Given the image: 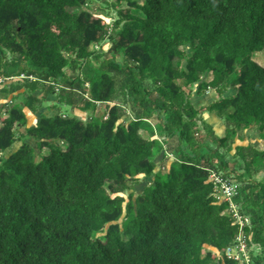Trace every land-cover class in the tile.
<instances>
[{"label":"trees","instance_id":"16d2710c","mask_svg":"<svg viewBox=\"0 0 264 264\" xmlns=\"http://www.w3.org/2000/svg\"><path fill=\"white\" fill-rule=\"evenodd\" d=\"M87 2L0 0V76L25 75L1 89L0 264H245L239 239L264 264V147L235 143L264 138V0H115L111 24ZM46 93L58 111L28 124ZM98 102L100 119L60 111Z\"/></svg>","mask_w":264,"mask_h":264},{"label":"rangeland","instance_id":"374dc122","mask_svg":"<svg viewBox=\"0 0 264 264\" xmlns=\"http://www.w3.org/2000/svg\"><path fill=\"white\" fill-rule=\"evenodd\" d=\"M111 1H115V0H88V2L85 4V7L92 10L95 13H98V15L104 17V19L111 24L113 18L116 16V11L110 5ZM137 1L141 2L142 0H137ZM121 6H126V2L123 1L121 3ZM101 45L104 48V50H107L109 48L110 42L108 40V37H106L101 42L100 45L99 44L91 45V49H96ZM8 57L12 61V59L14 58V54L8 53ZM253 58L256 61H258L260 64H264V51H260V52L256 53L253 56ZM181 64H184V61H181ZM66 72L68 74H70L72 72V70L67 69ZM20 77H22V76H17V75L12 76L9 79H4V81L0 84V105L4 101H8L10 104L14 102V100L10 101V98H11L10 94L6 95L5 91H3L1 89L5 84H8L13 80L19 79ZM210 78H211L210 73H207L204 75V79L208 80ZM234 92H235V87H231L230 89L225 91L224 94L231 95ZM35 93L41 95L42 90H36ZM44 97H45V100L43 101V107L40 108L38 111L32 112V111L26 110L28 124L30 122L36 121L39 118L40 114H42V113L47 114V115H52L58 111L57 108H50L49 107V105H51L54 101H56L55 95L52 93H46L44 95ZM216 97H217L216 91L212 88H207L205 90H202L200 93H197L196 89H193V91L191 93V99H192V102L194 103V105L208 104L211 101H213L214 99H216ZM60 111L63 112V114H74L75 113L76 115L81 116L83 119H87L89 117L100 119L101 117L106 116L107 107L104 103L98 102L94 108H90L86 111H81V110H78V109L73 108L71 106L63 104ZM0 115L1 116L5 115L3 107L0 108ZM200 116L203 120H205L206 122L210 123L213 126V129L217 134L222 135L224 133V128H225L224 118L219 116L215 111H211V112L204 111ZM123 119L125 121H128L130 119V114L126 113L125 115H123L122 120ZM21 130L24 131L23 128H21ZM140 131H141L142 135L147 136V132H145L144 130H140ZM241 133H242L243 138L242 139L235 138V143H240L243 145H247V144L251 143L252 145L259 147V148L264 147V138L260 135V132L258 131V129L254 125H252L248 128H244ZM29 141L31 142V144H33V145L35 144V141H33L32 139H29ZM175 142H176L175 140H171V143H175ZM20 143H21V141H19V140L15 141L14 147L11 149H7L6 152L7 153L12 152L16 148H18ZM47 151H48L47 148H43L41 150L42 153H46ZM162 157H163V153L159 154L155 158V161L157 162V166L155 167V170H157L158 167L160 166L159 162L162 160ZM167 161L169 162V160H167ZM254 175H255V177H258V178L259 177L264 178V170H257L254 173ZM138 176L141 177V181L134 186V192L135 193L142 191L144 185L152 179V176L147 177V176H144L142 174H139ZM232 207H235V204H232ZM246 256H248V259L251 258L248 253H246ZM250 264H251V259H250Z\"/></svg>","mask_w":264,"mask_h":264},{"label":"built area","instance_id":"2783aa9c","mask_svg":"<svg viewBox=\"0 0 264 264\" xmlns=\"http://www.w3.org/2000/svg\"><path fill=\"white\" fill-rule=\"evenodd\" d=\"M18 76H25L23 73H20ZM12 77V76H11ZM6 77L5 76H0V84L4 81ZM214 176L216 183L220 181V188L222 189V194H225L227 197H230V195L234 192V185H231L227 183L224 180H221L218 178V176L212 174ZM211 175V176H212ZM235 215H237L236 209H234L233 212ZM244 241L243 239H239L238 243L234 246H229L226 248V254L228 256L234 255L235 257H239L240 251L242 252V255L244 256L243 260L245 261V264H250V259H248V256H246V251H245V246H244Z\"/></svg>","mask_w":264,"mask_h":264}]
</instances>
